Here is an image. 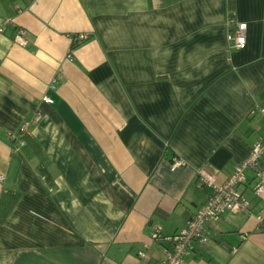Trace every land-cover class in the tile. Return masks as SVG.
<instances>
[{"label": "crops", "instance_id": "obj_1", "mask_svg": "<svg viewBox=\"0 0 264 264\" xmlns=\"http://www.w3.org/2000/svg\"><path fill=\"white\" fill-rule=\"evenodd\" d=\"M234 1L230 49L228 0H0V264H162L201 171L226 180L264 138V0ZM26 121L38 153L10 137ZM257 181L183 264H264Z\"/></svg>", "mask_w": 264, "mask_h": 264}, {"label": "built area", "instance_id": "obj_2", "mask_svg": "<svg viewBox=\"0 0 264 264\" xmlns=\"http://www.w3.org/2000/svg\"><path fill=\"white\" fill-rule=\"evenodd\" d=\"M7 23V22H6ZM229 31L227 33L228 47L243 48L246 45L247 23L236 20L232 15L228 20ZM4 27H0L3 30ZM25 29L19 27L13 34V40L20 44L27 42ZM79 39L84 37L83 34L77 36ZM45 101L52 102V98L45 96ZM264 116V106L259 108ZM40 114L34 116V121H38ZM28 121L20 125L18 131H12L10 137L21 143H25L24 136L28 135ZM264 155V138L259 140L251 148L248 156L235 165L233 173L224 181L216 182L211 175L201 171L199 183L209 186V194L206 200L192 214L186 226L181 227L173 234L161 237L167 244L164 245V258L162 264H183L187 254L195 249L197 244L203 245L209 241L210 234L207 230V223L210 220H219L222 214L228 210L241 209L245 210L249 202L240 191L239 186L246 181V170H253L258 181L254 185V192L260 194L264 187V166L262 156ZM185 159L174 156L171 161V167L183 165ZM4 175H0L3 180ZM158 237V232L154 233ZM138 255L146 257L143 250L138 251Z\"/></svg>", "mask_w": 264, "mask_h": 264}, {"label": "trees", "instance_id": "obj_3", "mask_svg": "<svg viewBox=\"0 0 264 264\" xmlns=\"http://www.w3.org/2000/svg\"><path fill=\"white\" fill-rule=\"evenodd\" d=\"M229 3V9L231 10V15L233 14V8L235 7V1L234 0H228ZM75 44H77V42H75ZM25 141H27L30 145H31V150L34 153H38L39 152V148H38V144L35 140H33L32 138L29 137V135H25L24 136ZM44 171V170H42ZM16 195H9V194H3L1 201H0V216L2 218H5L10 209L12 208V206L14 205L15 201H16Z\"/></svg>", "mask_w": 264, "mask_h": 264}]
</instances>
